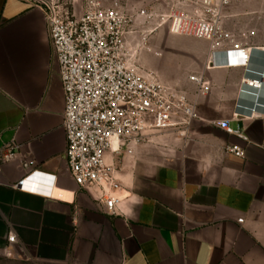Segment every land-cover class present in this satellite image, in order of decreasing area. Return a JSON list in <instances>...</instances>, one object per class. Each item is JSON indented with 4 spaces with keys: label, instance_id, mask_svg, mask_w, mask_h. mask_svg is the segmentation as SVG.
Segmentation results:
<instances>
[{
    "label": "crops",
    "instance_id": "1",
    "mask_svg": "<svg viewBox=\"0 0 264 264\" xmlns=\"http://www.w3.org/2000/svg\"><path fill=\"white\" fill-rule=\"evenodd\" d=\"M260 19L258 41L247 45L251 73L226 66L222 53L210 62L205 41L198 65L190 50L154 62L161 81L195 102L198 118L183 136L155 132L130 153L107 155L120 162L124 198L108 215L68 172L64 95L44 12L32 0H0V151L13 144L18 155L0 164V255L7 264H264V116L247 119L238 107L256 99L240 91L242 79L264 71ZM193 76L207 87L198 95ZM258 100L264 105V88ZM222 121L245 139L214 124ZM24 158L53 180L49 199L13 188L26 173ZM33 184L49 189L44 180Z\"/></svg>",
    "mask_w": 264,
    "mask_h": 264
},
{
    "label": "built area",
    "instance_id": "2",
    "mask_svg": "<svg viewBox=\"0 0 264 264\" xmlns=\"http://www.w3.org/2000/svg\"><path fill=\"white\" fill-rule=\"evenodd\" d=\"M32 1L44 12L64 95L62 129L69 175L79 189L95 193L108 215L115 214L124 198L118 195L120 162L109 163L107 155L130 153L155 132L183 136L198 118L196 104L185 90L166 85L155 71L142 66V51L152 52L147 46L152 34L165 29L169 35L205 41L210 62L222 53L226 66L251 73L248 65L253 47L239 42L226 26L231 0H162L149 8L138 7L135 14L119 0ZM254 74L241 81L240 91H253L256 97L250 106H238L247 112V119L264 116L260 112L264 105L258 100L264 71ZM190 80L198 86L196 95L207 89L200 77ZM214 124L245 139L228 121ZM226 152L243 156L239 147H227ZM17 156L16 147L6 144L0 151V164ZM34 166L33 160L22 159L26 173L13 188L43 192L42 197L49 199L53 180ZM34 180L46 181L49 189L33 184ZM14 240V235H8L9 243Z\"/></svg>",
    "mask_w": 264,
    "mask_h": 264
},
{
    "label": "rangeland",
    "instance_id": "3",
    "mask_svg": "<svg viewBox=\"0 0 264 264\" xmlns=\"http://www.w3.org/2000/svg\"><path fill=\"white\" fill-rule=\"evenodd\" d=\"M120 2L130 9L132 14H135L138 7L149 8L162 3V0H120ZM226 16V26L238 41L244 45H252L258 41V35L255 34L253 28L262 24V19L258 20V18L264 16V0H231V4L226 10ZM160 32V36H157L156 33L152 34L147 41V46L158 52L160 57H155L143 50L140 55L143 67L159 74L153 68L154 62L172 54L185 56L183 53H187V50L193 53L190 56L191 64L198 65L200 63L205 50V42L190 37L171 36L165 29ZM7 263V259L0 255V264Z\"/></svg>",
    "mask_w": 264,
    "mask_h": 264
},
{
    "label": "bare ground",
    "instance_id": "4",
    "mask_svg": "<svg viewBox=\"0 0 264 264\" xmlns=\"http://www.w3.org/2000/svg\"><path fill=\"white\" fill-rule=\"evenodd\" d=\"M113 147H116V142L115 141L113 142Z\"/></svg>",
    "mask_w": 264,
    "mask_h": 264
}]
</instances>
